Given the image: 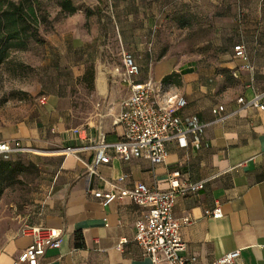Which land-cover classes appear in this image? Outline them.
<instances>
[{
	"label": "crops",
	"instance_id": "1",
	"mask_svg": "<svg viewBox=\"0 0 264 264\" xmlns=\"http://www.w3.org/2000/svg\"><path fill=\"white\" fill-rule=\"evenodd\" d=\"M190 2L198 3L197 9H189ZM78 12L92 14L88 28H56L48 41L60 57L54 64L60 71H67L66 57L74 77L94 65V115L69 125L70 87L58 85L46 90L21 122L0 127V142L19 140L45 152L39 156L43 168L36 190L6 228L0 264H15L31 243L21 231L29 224L62 233L61 246L47 248L42 264H152L135 239L136 220L145 208L129 197L103 206L94 191L120 192L137 183L167 189L175 169L183 180L205 182L199 191L176 197L175 216L191 219L181 228L186 242L181 254L209 263L240 248L237 264H264V109L239 102L264 92V0H90ZM239 43L248 60L235 55ZM113 46L134 55L137 79L154 81L158 101L184 96L187 104L177 114L208 123L200 147L189 135L169 141L161 163L143 156L126 160L110 150V161L98 165L95 149L64 151L102 136L121 138L115 118L130 87L119 71L122 63L114 78L106 73L110 63L103 61V50ZM122 86L126 94L117 93ZM220 105L224 117L217 119L213 110ZM218 203L222 217L205 213Z\"/></svg>",
	"mask_w": 264,
	"mask_h": 264
},
{
	"label": "built area",
	"instance_id": "2",
	"mask_svg": "<svg viewBox=\"0 0 264 264\" xmlns=\"http://www.w3.org/2000/svg\"><path fill=\"white\" fill-rule=\"evenodd\" d=\"M237 57L248 60L249 56L243 44L234 46ZM123 80L130 87L129 95L122 101V108L115 123L123 129L121 138L108 141L104 136L91 144L72 145L64 148L65 152H77L87 148L96 150L94 165L109 162L112 150L114 154L129 160L143 156L153 163L163 162L167 155V143L174 139L193 136L192 143L196 147L202 145L200 134L208 123L200 122L196 116L183 119L177 111L187 104L184 96L172 94L165 102L154 97L155 83L152 79L138 80L140 65L134 55L123 49L121 53ZM246 68H252L250 63ZM162 86H160V90ZM42 101H44L42 99ZM243 105H255L264 109V92L257 93L253 99L239 98ZM224 106L214 108L217 119H221ZM76 133L80 132L75 128ZM84 138H89L85 136ZM19 140L0 142V154L20 151H30ZM169 187L159 189L144 183H137L133 187L125 188L120 192L95 190L94 195L100 198L103 206H108L117 198H131L143 206V215L136 220L135 239L141 245L144 253L152 264L167 261L169 264H237L241 249L230 250L216 260L209 263H199L196 256L182 255L186 249V242L182 237L181 228L191 222L189 216L178 218L174 214V204L177 195L189 194L204 188L205 182H188L181 178V171L175 169L169 177ZM207 215L215 218L222 217V205L218 203L213 208L205 210ZM22 233L31 236V243L26 246L15 259V264H42V258L47 248L61 246V231L51 226L29 224L22 228Z\"/></svg>",
	"mask_w": 264,
	"mask_h": 264
},
{
	"label": "rangeland",
	"instance_id": "3",
	"mask_svg": "<svg viewBox=\"0 0 264 264\" xmlns=\"http://www.w3.org/2000/svg\"><path fill=\"white\" fill-rule=\"evenodd\" d=\"M72 1L81 7L90 3V0ZM37 6L40 19L39 38H29L26 48L10 49L5 61L0 64V127L21 122L33 111L41 96L46 94V90H56L58 85L70 87L68 105L74 108L72 111L74 114L71 112L69 114V125L92 117L93 106L97 101V98L92 96L94 65L88 63L85 74L82 77L78 75L74 77L70 69L72 60L66 57L67 71H60L58 68L60 66L54 65L56 61H60V57H57L53 44L48 41L54 39L56 28H74L78 24L80 28H88L92 14L89 12L80 14L77 11L66 15L61 11L59 0H39ZM188 7L197 9L198 3L190 2ZM122 50L121 48L118 52L115 46L113 49L103 50V61L110 63L106 68L110 78L115 77V67L122 63ZM64 73L66 78L62 77ZM121 88H116L117 93L126 94L128 89L123 86ZM43 154L44 150L39 148L0 154V159H16L25 166L16 174V178L8 177L4 184H0V189L3 188L0 195V244L13 216L21 210L23 201L36 190L43 168L39 156Z\"/></svg>",
	"mask_w": 264,
	"mask_h": 264
},
{
	"label": "trees",
	"instance_id": "4",
	"mask_svg": "<svg viewBox=\"0 0 264 264\" xmlns=\"http://www.w3.org/2000/svg\"><path fill=\"white\" fill-rule=\"evenodd\" d=\"M38 1L0 0V64L5 61L10 49L26 48L29 38H39ZM59 5L66 15L76 13L79 8L72 0H59ZM90 75H93V71ZM24 167L19 160L0 159V184H4L8 177L16 178ZM2 192L3 188L0 195Z\"/></svg>",
	"mask_w": 264,
	"mask_h": 264
},
{
	"label": "bare ground",
	"instance_id": "5",
	"mask_svg": "<svg viewBox=\"0 0 264 264\" xmlns=\"http://www.w3.org/2000/svg\"><path fill=\"white\" fill-rule=\"evenodd\" d=\"M100 80V79H99ZM106 83V82H105ZM105 86V85H104Z\"/></svg>",
	"mask_w": 264,
	"mask_h": 264
}]
</instances>
